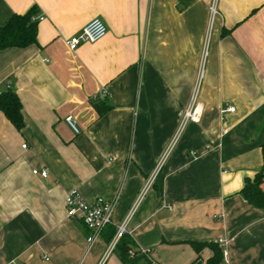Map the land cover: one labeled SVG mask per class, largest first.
I'll return each mask as SVG.
<instances>
[{"label":"crops","instance_id":"1","mask_svg":"<svg viewBox=\"0 0 264 264\" xmlns=\"http://www.w3.org/2000/svg\"><path fill=\"white\" fill-rule=\"evenodd\" d=\"M32 8L36 44L0 52L24 123L0 113V264H123L120 228L137 264H206L219 239L226 264H264V212L240 195L263 169L264 0H0V26ZM93 19L106 36L70 51ZM73 190L114 203L90 246Z\"/></svg>","mask_w":264,"mask_h":264},{"label":"trees","instance_id":"2","mask_svg":"<svg viewBox=\"0 0 264 264\" xmlns=\"http://www.w3.org/2000/svg\"><path fill=\"white\" fill-rule=\"evenodd\" d=\"M36 14L35 8H32L22 15H12L5 25L0 26V52L9 48L25 49L36 44L37 22L33 20ZM94 107L98 111L99 116L109 110L108 107L100 108L95 104ZM0 113L4 115L17 132L23 130L24 123L21 114V103L10 87H4L0 91ZM261 152L263 169L252 180L245 181L240 195L247 204L259 208L264 212V193L260 188V185L264 181V145L261 147ZM114 234L115 232L112 231L111 236ZM204 246L205 244L192 243V247L197 253ZM208 246L211 248L213 255L206 264H220L222 262V251L218 244ZM131 250L130 239L126 235H122L115 247L120 261L123 264H137L145 259L143 255H135L133 258H130L129 251ZM146 264H150V262L147 260Z\"/></svg>","mask_w":264,"mask_h":264},{"label":"built area","instance_id":"3","mask_svg":"<svg viewBox=\"0 0 264 264\" xmlns=\"http://www.w3.org/2000/svg\"><path fill=\"white\" fill-rule=\"evenodd\" d=\"M211 15L215 14V8L212 6L210 8ZM36 22L43 21L42 17L34 18ZM107 34V28L102 20L93 19L90 21L82 31L71 37L66 45L70 51L76 50L79 46L84 44H94L102 40ZM200 78V75H199ZM4 87L9 88L10 82L5 81ZM102 94H106L103 92ZM233 108H227L221 111L224 113H233ZM201 117V108L198 104H195V98L191 99L190 106L184 111L181 120V126L186 125L187 123H198ZM67 126L72 130L74 134H79V130L77 129L75 122L72 117H68L65 120ZM23 149H26V145L22 146ZM34 176H39L43 179L47 177V171H32ZM152 181V179H151ZM151 182H148V186ZM65 212L68 219L78 220L82 223L84 228L87 231L86 244L88 246L92 245L101 235L105 228L112 224V217L114 213V203L111 201H106L103 199H97L94 204H88L80 193L77 190H73L69 192L65 197ZM123 228L118 230V239L123 235ZM118 240L113 242V244L109 248V252L115 249ZM217 244L224 248L227 246V241L219 239ZM135 255H143L146 256L147 253L145 251H129V257L133 258ZM227 255L225 250H222V260L223 263L226 264ZM149 261V260H148ZM150 264H154L149 261Z\"/></svg>","mask_w":264,"mask_h":264}]
</instances>
